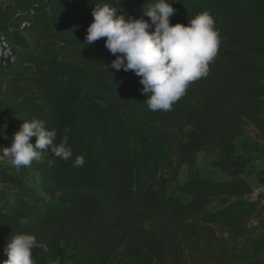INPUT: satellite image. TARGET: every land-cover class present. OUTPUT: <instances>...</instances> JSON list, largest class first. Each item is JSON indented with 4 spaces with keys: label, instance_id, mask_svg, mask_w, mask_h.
I'll use <instances>...</instances> for the list:
<instances>
[{
    "label": "trees",
    "instance_id": "trees-1",
    "mask_svg": "<svg viewBox=\"0 0 264 264\" xmlns=\"http://www.w3.org/2000/svg\"><path fill=\"white\" fill-rule=\"evenodd\" d=\"M105 2L138 19L157 0H44L7 21L16 60L0 67V151L38 118L57 144L70 130L73 155L45 150L17 172L0 153V264L21 233L49 249L33 250L36 264H264V196L251 199L247 181L256 159L236 144L248 127L264 142V0H167L171 25L208 12L220 36L208 76L167 112L148 109L134 72L109 67L106 38L86 43ZM201 154L228 178L180 186ZM172 184L187 202L169 194Z\"/></svg>",
    "mask_w": 264,
    "mask_h": 264
},
{
    "label": "clouds",
    "instance_id": "clouds-1",
    "mask_svg": "<svg viewBox=\"0 0 264 264\" xmlns=\"http://www.w3.org/2000/svg\"><path fill=\"white\" fill-rule=\"evenodd\" d=\"M174 11L167 0H157L144 9L140 18L126 19L123 15L117 16V9L110 3H97L85 36L88 45L106 38V49L116 57L109 67L117 71L131 70L140 77L141 94L147 96V107L153 112L170 111L191 82L206 78L220 45L219 32L208 12L196 15L185 26L170 24L169 17ZM69 131L65 128L57 144V130H49L45 121L33 118L21 125L11 147L0 153L9 158L17 172L31 166L33 161L39 162L45 150L68 162L73 155ZM32 137L36 138L35 145L30 142ZM84 163V157L77 156L73 167H83ZM34 249L49 251L34 235H13L5 249L7 260L3 264H36L32 258ZM47 264H60V258L49 257Z\"/></svg>",
    "mask_w": 264,
    "mask_h": 264
},
{
    "label": "rangeland",
    "instance_id": "rangeland-1",
    "mask_svg": "<svg viewBox=\"0 0 264 264\" xmlns=\"http://www.w3.org/2000/svg\"><path fill=\"white\" fill-rule=\"evenodd\" d=\"M44 0H0V26L5 28L7 21L19 13H26L31 8L39 7ZM35 9V10H36ZM15 29V28H13ZM238 153L241 155H250L254 157L255 163L251 167V171L255 173L247 177V181L252 186L254 193L251 199L257 200L260 196H264V142L258 141L255 131L252 127H248L243 137L236 142ZM210 158L201 154L198 157L196 168L190 171L187 167L183 168L179 177V185H183L186 181L193 177L209 178L214 181L226 180L228 177L219 169L213 168L210 165ZM4 159L0 158V164ZM169 194L178 198L182 202L189 200L184 194L179 191V187L172 184L169 189ZM218 205L214 206L212 210H217ZM255 225L254 222L250 226Z\"/></svg>",
    "mask_w": 264,
    "mask_h": 264
},
{
    "label": "built area",
    "instance_id": "built-area-1",
    "mask_svg": "<svg viewBox=\"0 0 264 264\" xmlns=\"http://www.w3.org/2000/svg\"><path fill=\"white\" fill-rule=\"evenodd\" d=\"M36 7L26 11L29 14L36 12ZM29 27V22L23 21L19 27L20 30H24ZM5 28L0 26V67H7L12 65L16 60V51L14 45L11 43L10 38L16 31L15 29L5 24Z\"/></svg>",
    "mask_w": 264,
    "mask_h": 264
},
{
    "label": "crops",
    "instance_id": "crops-1",
    "mask_svg": "<svg viewBox=\"0 0 264 264\" xmlns=\"http://www.w3.org/2000/svg\"><path fill=\"white\" fill-rule=\"evenodd\" d=\"M3 21H0V23H2ZM8 24V23H7ZM5 25V24H4Z\"/></svg>",
    "mask_w": 264,
    "mask_h": 264
}]
</instances>
